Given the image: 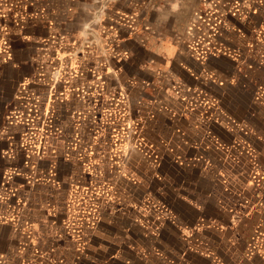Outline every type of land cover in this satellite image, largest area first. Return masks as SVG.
<instances>
[{"label": "rangeland", "instance_id": "obj_1", "mask_svg": "<svg viewBox=\"0 0 264 264\" xmlns=\"http://www.w3.org/2000/svg\"><path fill=\"white\" fill-rule=\"evenodd\" d=\"M0 264H264V0H0Z\"/></svg>", "mask_w": 264, "mask_h": 264}, {"label": "crops", "instance_id": "obj_2", "mask_svg": "<svg viewBox=\"0 0 264 264\" xmlns=\"http://www.w3.org/2000/svg\"><path fill=\"white\" fill-rule=\"evenodd\" d=\"M183 10V8L181 7V8H179V10ZM182 12V11H181ZM120 17V16H119ZM133 18H135V16L133 17ZM29 20H31V23H30V26L31 25H34V23L32 22V21H36V20H38V18H36V17H33V18H28ZM178 41V40H177ZM178 46H177V49H178V55H182V52H181V49L179 48V46H180V44H181V42L180 41H178ZM164 53H165V51H163ZM164 56V55H163ZM165 57V56H164ZM259 57V56H258ZM258 57H256V58H253V59H262V58H258ZM259 62V61H258ZM227 65H229V67H231V64L229 63V62H227ZM231 69H232V67H231ZM248 71H249V69H247ZM230 71V70H229ZM261 84V83H260Z\"/></svg>", "mask_w": 264, "mask_h": 264}, {"label": "water", "instance_id": "obj_3", "mask_svg": "<svg viewBox=\"0 0 264 264\" xmlns=\"http://www.w3.org/2000/svg\"><path fill=\"white\" fill-rule=\"evenodd\" d=\"M228 101H226V103H227ZM233 107V105L232 106H230L229 108L231 109Z\"/></svg>", "mask_w": 264, "mask_h": 264}, {"label": "bare ground", "instance_id": "obj_4", "mask_svg": "<svg viewBox=\"0 0 264 264\" xmlns=\"http://www.w3.org/2000/svg\"><path fill=\"white\" fill-rule=\"evenodd\" d=\"M99 46V45H98Z\"/></svg>", "mask_w": 264, "mask_h": 264}]
</instances>
